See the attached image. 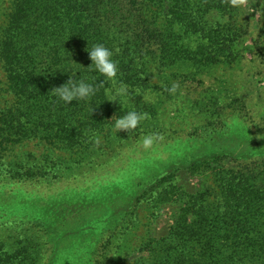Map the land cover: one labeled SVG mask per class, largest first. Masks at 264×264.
Listing matches in <instances>:
<instances>
[{
  "label": "trees",
  "instance_id": "trees-1",
  "mask_svg": "<svg viewBox=\"0 0 264 264\" xmlns=\"http://www.w3.org/2000/svg\"><path fill=\"white\" fill-rule=\"evenodd\" d=\"M236 10L233 0H14L0 27V64L14 99L0 117V149L38 140L49 147L45 156L55 168L60 164L54 155L64 151L95 152L109 142L140 137L142 123L163 104L145 103L144 92L152 89L172 97L168 87L149 85L153 65L164 73L177 69V77L182 67L195 69L186 73L194 79L219 66L231 67L243 50L238 26L214 23L211 16L230 19ZM260 37L264 41V26ZM95 44L114 51L118 81L128 86L129 103L107 102L103 87L89 102H59L51 90L69 76H83L94 85L103 79L87 69L92 62L86 49ZM130 110L145 112L148 118L136 130L116 132L112 118ZM223 128L202 138L212 141L202 145L208 153L198 148L190 159L167 165L140 197L154 206L181 207L171 255L167 261L154 258L152 264H264V147L239 128L225 123ZM227 161L234 167L227 169ZM185 166L193 173L212 170L215 195L179 188L174 180ZM102 196L103 203L117 201L111 190ZM120 209L114 213L117 218L131 214ZM154 247L152 240L142 249ZM1 250L0 264L25 263L20 254L7 253L5 258Z\"/></svg>",
  "mask_w": 264,
  "mask_h": 264
},
{
  "label": "rangeland",
  "instance_id": "rangeland-1",
  "mask_svg": "<svg viewBox=\"0 0 264 264\" xmlns=\"http://www.w3.org/2000/svg\"><path fill=\"white\" fill-rule=\"evenodd\" d=\"M13 2L0 0V27ZM234 4L237 10L230 19L211 16L214 23L238 26L243 50L231 67L219 66L196 79L186 77L195 69L182 67L177 77L173 75L177 69L164 73L156 65L152 67L150 86L169 88L173 82L180 86L179 94L171 98L151 89L158 96L157 103L163 104L140 128L142 135L163 136L158 151L165 154L164 160L130 151L142 135L109 142L95 152L64 151L54 155L60 164L55 168L45 156L49 147L38 140L0 149V249L4 257L20 254L24 264H33L35 258H39L37 264H152L159 256L168 260L181 207L154 206L140 198L155 177L167 165L190 159L198 148L208 153L202 145L212 141L202 138L220 132L230 121H236L234 128L243 130L248 138L254 136L264 147V41L260 37L264 0ZM164 76L169 78L166 83ZM13 102L0 64V117ZM125 152L129 154L123 155ZM225 164L227 169L234 167L232 161ZM186 168L180 167L174 180L179 188L193 195L206 191L215 195L212 170L193 173ZM109 190L117 194L111 205L103 203L102 196ZM124 207L131 214L117 218L114 213ZM152 240L157 247L142 249Z\"/></svg>",
  "mask_w": 264,
  "mask_h": 264
},
{
  "label": "clouds",
  "instance_id": "clouds-1",
  "mask_svg": "<svg viewBox=\"0 0 264 264\" xmlns=\"http://www.w3.org/2000/svg\"><path fill=\"white\" fill-rule=\"evenodd\" d=\"M233 2L238 3L239 0H233ZM86 51L92 62L91 66L87 69L98 73L103 79L98 84L94 85L93 83L87 82V79L83 76H80V78L69 76L65 84L51 90L53 95L59 102L66 105L72 104L73 102H89L91 98L96 95L98 89L103 87L107 102H113L119 105L126 103L130 96V92L127 85L118 81L119 65L114 59V51L104 44H95L90 50L88 47ZM109 82L111 87H105V84ZM179 90L180 86L175 82L166 89L169 95L173 97L179 94ZM143 100L147 104H156L158 96L151 90H146L143 94ZM94 110L95 109L92 110V115ZM147 118L148 114L145 112L130 110L119 118L114 116L111 120L115 121L112 127L118 133L122 131L129 133L132 130H136ZM236 123V121H230L228 127L231 129ZM163 139V136L159 133L144 134L130 151L135 152L137 155L147 154L152 159L164 160L166 158L165 154L158 151V145ZM99 142L100 140L97 138L96 143L98 144ZM128 154V152L123 153V155Z\"/></svg>",
  "mask_w": 264,
  "mask_h": 264
}]
</instances>
